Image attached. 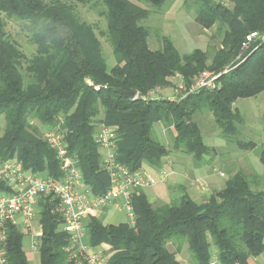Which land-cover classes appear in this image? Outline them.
<instances>
[{"label":"trees","instance_id":"16d2710c","mask_svg":"<svg viewBox=\"0 0 264 264\" xmlns=\"http://www.w3.org/2000/svg\"><path fill=\"white\" fill-rule=\"evenodd\" d=\"M231 1L232 7L221 0L184 1L203 29L217 26L221 42L181 54L167 35L161 48L152 49L148 39L153 30L145 23L152 14L166 12L174 0H101L104 35L115 60L110 67L93 26L76 10V4L93 0H0V13L24 22L36 47L28 57L5 35L0 18V163L17 159L27 169L60 178L57 153L44 137L46 126L59 128L70 154L79 160L85 183L100 195L110 186L96 139L100 123L113 130L117 160L131 169L157 172L170 157L206 162L208 156L212 162L230 157L233 148L256 150L259 143L240 138L244 118L234 104L264 93V0ZM252 32L259 37L237 59ZM206 69L218 75L214 89L200 88L174 100L147 96L170 84L171 77L179 80L176 76L190 88ZM115 88L139 96L127 98ZM161 123L171 145L156 133ZM216 129L226 145L207 143ZM260 148L264 164V144ZM169 189L168 199L154 202L144 189L138 190L132 200L134 223L104 224L97 217L87 221L90 245L109 247L107 253L104 249L107 264H184L177 257L184 248L189 264H209L213 258L219 264H249L250 257L264 252V174L226 168L224 185L202 201L181 184ZM40 204V264H77L66 251L67 236L53 212L56 201L44 197ZM25 236L10 226L11 264H30Z\"/></svg>","mask_w":264,"mask_h":264},{"label":"built area","instance_id":"2783aa9c","mask_svg":"<svg viewBox=\"0 0 264 264\" xmlns=\"http://www.w3.org/2000/svg\"><path fill=\"white\" fill-rule=\"evenodd\" d=\"M257 37L258 33L252 32L244 45H249ZM177 78V87L184 88L183 80L180 76ZM217 78L218 75L208 71L201 72L190 91L214 89ZM151 98L157 97L151 95ZM99 125L96 139L101 148L102 168L110 178V186L103 194H94L85 183L79 160L70 154L65 135L59 128H45L44 137L57 153L63 172L60 178L27 169L17 159L0 163V181L4 185L0 189V264H11L8 254L10 226L18 227L29 236L31 248L39 251L43 230L40 220L37 224V218L42 212L40 201L44 197H52L56 201L53 212L61 219L59 230L67 236L66 251L69 259L77 264H107L104 251L88 242L87 221L96 217L99 210L117 208L124 211L125 221L134 223L132 200L136 192L165 183L174 173L170 160L157 172L143 167L131 169L119 162L113 130L103 123ZM220 175L224 173L220 172ZM209 264L219 262L213 258Z\"/></svg>","mask_w":264,"mask_h":264},{"label":"rangeland","instance_id":"374dc122","mask_svg":"<svg viewBox=\"0 0 264 264\" xmlns=\"http://www.w3.org/2000/svg\"><path fill=\"white\" fill-rule=\"evenodd\" d=\"M184 1L185 0H174V2L170 5L169 9L166 10V12L154 13L150 16L149 21L145 22L153 30V35H151V37H149L148 39L149 45L152 49L161 48V39L165 35L170 36L181 54L189 53L196 48L209 50V46L211 45H220L221 36L217 34V26L212 27L211 29H203L195 21V11L186 8L184 5ZM221 1L228 6H233L231 0ZM143 5L144 7L146 6V4ZM76 10L83 21L93 26L96 35L102 43V49L106 60L109 66L112 67L115 64V60L111 43L108 37L104 35L107 29V22L106 19L100 14V11L102 10L101 0H93V2L86 5L76 4ZM0 18L4 22L5 35L17 41L28 57L34 55V53L36 52V47L30 40V35L25 29V23L20 21L19 19L10 18L4 13H0ZM184 19L188 21L185 22ZM212 36H214V38ZM263 38L264 35L262 36V39ZM247 48L248 45H244L243 43L241 49L242 51L240 50L241 53L239 52L237 59L240 58L241 54L244 53ZM204 71H208L213 75H216V73H214L210 69H206ZM197 78H199V76ZM169 80L170 84L161 87L159 86L156 88L157 90H153V94H150L153 97H157L160 99L169 98L171 100H174L180 95L184 96L186 92H191L190 90L192 86L189 88L184 84V88H180L177 87V80L175 79V77H171ZM137 94L139 95V93ZM150 94H148L147 96L151 97ZM234 106L240 110L244 118V122L240 126V138L244 141H256L257 143H259V146L255 151L252 152H242L240 149L234 150L235 148H233L232 155L230 154V157L218 156L215 161H213L217 172L224 173L223 176L220 175L222 177H219L220 179L222 178L221 186H223L225 183L226 168L234 167L236 169H243L247 173L256 171L258 173L264 174V164L260 160L261 156L259 152V150H261L260 144H264V93L258 95L257 97L239 99L235 102ZM204 112H207L208 116H210V118H213V115L211 112H209V110L205 109ZM0 124L4 127V120L1 119ZM45 128L47 129L49 127L46 126ZM98 128H100V125H98ZM155 129L159 139L163 143L171 145V137L165 126L162 123L157 124ZM218 134L219 130L217 129L209 133V135H207L206 141H209L210 143L214 142L218 146L223 145V143L226 145L224 139L218 138ZM168 159L170 161H172L173 159L175 160L174 157H170ZM186 159L189 164V159ZM204 179L206 180V178ZM160 184L154 186V190H158V186H160ZM174 184L176 185L177 183H173V185ZM38 217L40 220V215ZM23 248L27 254L30 264H40V254H35L31 251L30 238H24ZM99 248L103 251L106 250V253L109 250V247L106 245H102ZM190 256L191 255L189 254V257ZM180 258L182 260H189L186 248L181 251Z\"/></svg>","mask_w":264,"mask_h":264},{"label":"crops","instance_id":"0c3cea01","mask_svg":"<svg viewBox=\"0 0 264 264\" xmlns=\"http://www.w3.org/2000/svg\"><path fill=\"white\" fill-rule=\"evenodd\" d=\"M187 21L188 20H185V22ZM207 143L212 146L216 145L214 142L210 143L208 141ZM174 158L175 160L173 159L171 161L174 173L170 176L168 181L163 184H160V186H158V190H154V187L144 189L151 202L157 201L159 199H168L170 195L169 187L175 186V184L173 185V183H177L176 185H178L179 183L185 186L189 194L197 201H202L211 192L219 190L222 187V178H219L222 176H220V172H217L213 161L209 162L210 158L208 156L205 157L206 162H200L197 160L189 159V164L186 157L184 156H178ZM204 178H206V180ZM96 217L101 220L104 224H118L125 221L126 219L124 211L117 208L99 210L97 212ZM38 223L39 217L37 218V224ZM25 237H28V239L30 238L27 235ZM31 251L35 254H40L39 251H34L32 248ZM177 257L179 260L184 262V264H189V260H182L180 258L179 253ZM248 263L264 264V252L261 253L259 256L250 257Z\"/></svg>","mask_w":264,"mask_h":264},{"label":"water","instance_id":"95a60500","mask_svg":"<svg viewBox=\"0 0 264 264\" xmlns=\"http://www.w3.org/2000/svg\"><path fill=\"white\" fill-rule=\"evenodd\" d=\"M114 90L116 92H119V93L123 94L127 98H136L137 97V92L136 91H133V90L127 91V90H124L122 88H115Z\"/></svg>","mask_w":264,"mask_h":264}]
</instances>
